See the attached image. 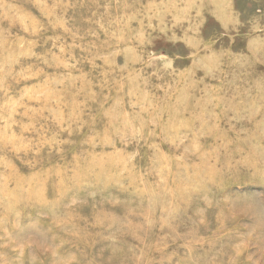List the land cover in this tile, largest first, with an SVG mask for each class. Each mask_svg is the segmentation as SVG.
<instances>
[{
	"label": "rangeland",
	"instance_id": "374dc122",
	"mask_svg": "<svg viewBox=\"0 0 264 264\" xmlns=\"http://www.w3.org/2000/svg\"><path fill=\"white\" fill-rule=\"evenodd\" d=\"M0 264H264V0H0Z\"/></svg>",
	"mask_w": 264,
	"mask_h": 264
},
{
	"label": "bare ground",
	"instance_id": "6f19581e",
	"mask_svg": "<svg viewBox=\"0 0 264 264\" xmlns=\"http://www.w3.org/2000/svg\"><path fill=\"white\" fill-rule=\"evenodd\" d=\"M33 136H34V135H33ZM261 157H262V156H261ZM247 160H250V159H247ZM43 183H44V186H48V184H46V182H43ZM150 205H151V204H150ZM127 209H128V208H127ZM143 210H144V209H143ZM98 211H99V210H98ZM137 211H138V210H137ZM137 211H136V212H137ZM149 211H150V210H149ZM168 211H169V210H168ZM132 212H133V211H132ZM120 213H121V212H120ZM143 213H144V212H143ZM148 213H149V212H148ZM148 213H146V214H148ZM150 214H151V213H150ZM153 214H154V213H153ZM168 215H169V213H168ZM102 216H104V215H102ZM149 216H150V215H149ZM98 217H99V218H102V217H100L99 215H98ZM109 217H111V216H109ZM112 217H113V216H112ZM168 217H169V216H168ZM114 218H115V217H114ZM114 218H113V219H114ZM122 218H124V216H123ZM102 219H103V218H102ZM102 219H101V220H102ZM104 219H105V217H104ZM169 220H170V219H169ZM183 225H184V224H183ZM147 226H148V224H147ZM173 226H174V225H173ZM127 231H129V230H127ZM136 232H137V231H136ZM137 233H138V232H137ZM133 234H135V232H134ZM128 238H129V237H128ZM128 238H127V239H128ZM127 239H126V240H127ZM135 242H136V241H135ZM123 248H124V247H123ZM160 248H162V247H160ZM144 249H145V248H144ZM158 249H159V248H158ZM125 250H126V249H125ZM121 252H123V250H122ZM109 254H111V253H109ZM112 254H113V253H112ZM114 254H115V252H114ZM120 254H121V253H120ZM150 254H151V253H150ZM107 255H108V252H107ZM140 255H141V254H140ZM101 256H102V255H101ZM103 256H104V255H103ZM105 256H106V255H105ZM118 256H119V254H118ZM111 258H112V257H111ZM113 258H114V257H113ZM113 258H112V259H113ZM112 259H111V262H112ZM115 259H117V258H115ZM128 259H129V258H128ZM114 262H115V261H114Z\"/></svg>",
	"mask_w": 264,
	"mask_h": 264
}]
</instances>
